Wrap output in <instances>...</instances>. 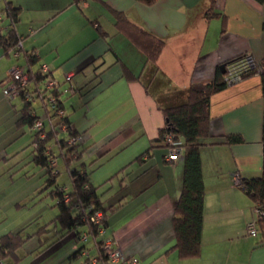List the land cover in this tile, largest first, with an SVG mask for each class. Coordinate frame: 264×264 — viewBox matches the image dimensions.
Returning a JSON list of instances; mask_svg holds the SVG:
<instances>
[{"label":"crops","instance_id":"crops-1","mask_svg":"<svg viewBox=\"0 0 264 264\" xmlns=\"http://www.w3.org/2000/svg\"><path fill=\"white\" fill-rule=\"evenodd\" d=\"M7 1L19 9L15 29L23 36L22 47L39 55L31 67L45 64L61 87L75 88L74 92L61 91L60 97L73 125L86 132L88 145L84 143L82 157L120 154L111 175L118 179L121 194L107 204L102 201L105 208L116 207L108 211L104 235L126 256L121 264H130L133 257L138 264H264L260 231L250 236L246 229L255 217L254 203L233 181L234 173L248 178L262 172L260 75L246 76L210 98L208 139L218 143L200 147L204 184L200 252L180 257L174 247L173 201L180 193L183 159L164 160L166 147L157 140L164 115L139 78L125 74L126 69L144 82L152 76L150 90L161 92L165 86L185 89L190 83L211 81L220 64L246 53L260 65L264 60V2L216 0L213 9L218 14L207 18L210 0H157L152 4L84 0L78 5L71 0ZM116 10L164 41L154 76L145 52L117 31ZM15 55L5 54L0 45V82L11 66L24 65L25 59ZM67 72L71 73L69 82L64 81ZM65 92L75 98L64 99ZM16 101L14 97L5 100L0 88V127L11 115V104L16 108ZM67 102L74 113L66 108ZM226 135H238L240 140L227 143ZM4 137L0 130V139ZM150 146V155L136 160ZM7 151L0 146L1 157ZM111 187L116 184L111 182ZM69 240L70 250L80 245L71 235L60 239ZM19 250L24 251V245ZM14 261L8 257L0 264Z\"/></svg>","mask_w":264,"mask_h":264},{"label":"trees","instance_id":"trees-1","mask_svg":"<svg viewBox=\"0 0 264 264\" xmlns=\"http://www.w3.org/2000/svg\"><path fill=\"white\" fill-rule=\"evenodd\" d=\"M2 1L0 20L2 17H6L7 23L4 25L0 24V45L5 54L17 51V54L15 55L14 53V55H20L25 59L22 66L25 67L29 74L27 85L20 88L19 93L15 95L22 100L20 115H18L16 123L19 126H27L32 136H36L35 145H33V142L31 143V156L35 165L45 168L44 173L47 176L44 181L45 187L50 188L49 194L56 200L55 204L58 208V213L54 217V223L56 224V231L59 232L58 238L61 239L71 235L73 242L76 243L82 240L83 235H85V239L90 235L95 241L97 252L91 254L83 242L74 248L72 255H85L87 264H91V259L93 258L97 260V263L111 264L102 249L103 240L111 238L106 237L105 233L99 237L98 228L101 226L106 230L108 211H112L116 207L109 206L105 208L100 198L101 194L97 192L96 186L91 181L90 173L85 168L73 167L69 169L71 188L67 189L57 182L59 170L56 168V163L55 165L52 163V159L55 161L56 156L61 155L66 166L69 167L72 158H80L85 149L83 143L85 142V132H80L66 114L63 100L60 97L61 93H63L61 92L63 91L61 84L52 90L45 88V83L49 77H52V72L43 71L41 63L36 69L31 67L32 64L39 61L37 52L34 49L25 50L23 47L17 49L18 42L23 39V36L17 34L15 29L19 9L7 0ZM82 1L84 0H71L69 3L78 5ZM136 1L152 4L157 0ZM256 1L264 2V0ZM215 2L216 0H210L209 8L205 11L207 18L218 14L213 9ZM114 23L117 31L124 33L145 52L150 72L154 76V73L158 71L156 61L164 41L145 28L131 22L121 11H115ZM99 34L104 35L102 31H99ZM243 56L244 54L234 58L225 63V66L240 62L239 60ZM225 70L226 68L222 72L220 66H218L215 70L214 78L205 83H190L185 89L165 86L166 89L164 91L156 92L155 90L154 92L150 90L152 76L147 82H144L139 75L133 76L125 69V74L128 77L139 78L145 91L155 98L157 106L164 115L165 124L159 129L157 140L167 147L164 134L172 132L175 137L181 138L182 141L184 153L181 157L183 159L181 188L178 197L173 201V228L176 238L174 247L180 257H192L200 252L204 195L200 147L207 143H218L213 141L212 138L208 139L211 119L209 103L214 93L227 86L224 82ZM255 73L260 75L261 92L262 96H264V60L261 61L260 65L257 64V68H248L243 71L242 75L246 77ZM27 94L30 97H27ZM49 94L56 96V106L53 109L46 102ZM35 97L41 99L42 108L49 118H43V124L39 129L33 128L39 115L37 112L31 113V110L36 111L33 106ZM59 110L62 113H59ZM62 125L65 126L64 129L61 128ZM41 133H44L43 137L40 136ZM59 133L63 135L60 136ZM71 137L75 138V142H69ZM224 140L227 143H233L238 142L240 137L238 135H226ZM262 142H264V125H262ZM55 147L58 148V153H56ZM152 149L153 146L145 149L136 157V160L143 161L144 156L147 158ZM236 186L251 197L254 205L264 207V164H262L260 175L240 178V182ZM66 195L69 197L68 201L65 200ZM98 211H101L103 216L100 222L96 223L92 221V217ZM258 231L261 233V241H264V220L258 222ZM26 239L27 237H23L20 231H10L0 235V261L8 257H14L15 264L16 259H18L16 251L24 245ZM111 240L113 241V239ZM113 246L117 247L114 243Z\"/></svg>","mask_w":264,"mask_h":264},{"label":"rangeland","instance_id":"rangeland-1","mask_svg":"<svg viewBox=\"0 0 264 264\" xmlns=\"http://www.w3.org/2000/svg\"><path fill=\"white\" fill-rule=\"evenodd\" d=\"M2 4L3 1L0 0V7ZM6 19V17H2L0 24L4 25L7 22ZM0 88L2 91L1 82ZM73 95L68 92L62 94L66 100L71 97L72 99L75 98ZM3 97L8 100V97ZM14 98L18 101L21 100L18 96H14ZM18 101H16V108L12 107L11 104V115L4 120V125L0 127V130L5 132L4 139H0V146L6 147L8 150L4 153V157L0 156V235L10 231H20L23 237H27L24 243L25 250L18 249L16 251L17 264H87L85 255H72L73 250H70L68 246L72 245V241L61 242L58 238L59 232L56 231V224L54 223V217L58 213L56 200L49 194L50 188L45 187L44 181L47 177L44 173L45 168L35 165L32 160L31 143L33 136L29 128L19 126L16 123L18 116L15 113L20 115L22 106V101L20 103ZM41 103L40 98L35 97L33 100V106L38 115L43 114ZM67 103L68 111L74 113L73 110H69L71 104ZM74 115H72L73 121ZM76 128L80 129L79 127ZM59 135L63 134L59 133ZM85 135L88 136L89 132L87 131ZM55 151L58 153V148L55 147ZM119 155L118 153L113 154V152L109 153L108 156L98 154L91 158H85L81 155L78 159L72 158L69 167L66 166L63 156L58 155L55 158L56 168L59 170L57 182L70 189L69 169L84 167L90 173L91 181L96 186L98 193L101 194L102 200H105V204H107L112 197L116 198L115 196L120 193L117 191L118 179H112L113 176L111 175L116 169L115 163L118 161ZM83 162L85 163L84 166L82 165ZM52 163L55 165L54 162ZM111 182L116 184V188L111 187ZM102 235L99 234V237ZM83 242L91 254L97 252L92 236L89 235V239L77 241L78 244Z\"/></svg>","mask_w":264,"mask_h":264},{"label":"built area","instance_id":"built-area-1","mask_svg":"<svg viewBox=\"0 0 264 264\" xmlns=\"http://www.w3.org/2000/svg\"><path fill=\"white\" fill-rule=\"evenodd\" d=\"M22 40H20L17 44V49L22 48ZM17 54V51L14 52ZM240 62L231 63L225 66V74H224V82L227 84V86L238 83L241 81L244 77L242 75V72L247 70L248 68H257V63L253 59V57L250 54H244ZM42 70L45 72H49V68L42 64ZM71 77V73L67 72L64 74V81L69 82ZM29 74L28 71L25 69L24 66L19 64H14L10 67L8 70L6 78L2 81V94L5 97L12 98L13 96L17 95L20 91V88L24 87L28 83ZM59 84L58 81L54 79V77H49L45 83V88L48 90H52ZM63 91L68 92H74L75 88L71 85H67L63 88ZM27 97H30L27 94ZM47 105L50 108H55L56 106V96L53 94H49V96L46 98ZM32 114L36 112L35 110H31ZM59 113H62L61 110L58 111ZM48 118L47 114L45 112L42 116H38V118L35 120L34 129H39L42 126L43 118ZM49 119V118H48ZM62 129L65 128V126L62 125ZM41 137L44 136V133H41ZM164 139L166 142V154H165V160L169 162H175L179 158L182 157L184 153V148L182 146L181 138L175 137V134L172 132H166L164 134ZM33 145L36 143V136H33ZM69 142L73 143L75 142V138L71 137L69 138ZM52 162L55 163V161L52 160ZM233 181L234 184H238L240 182V176L237 173L233 174ZM65 200L68 201L69 197L66 195ZM253 212L255 217L251 219L247 225V233L252 236H256L258 234V222L260 220H264V207H261L259 205L253 206ZM102 212L98 211L96 212L93 217L92 221L99 223L102 219ZM99 234H104L105 229L101 226L98 228ZM82 239H85V235L82 236ZM102 249L104 251V254L108 257L111 264H121L124 261H126V256L123 254L120 248L113 246V241L111 239H105L102 242ZM91 264H97V260L95 258L91 259ZM130 264H138V259L133 257L130 259Z\"/></svg>","mask_w":264,"mask_h":264},{"label":"water","instance_id":"water-1","mask_svg":"<svg viewBox=\"0 0 264 264\" xmlns=\"http://www.w3.org/2000/svg\"><path fill=\"white\" fill-rule=\"evenodd\" d=\"M220 69H221L222 72H224V69H225V64L224 63L220 64Z\"/></svg>","mask_w":264,"mask_h":264}]
</instances>
